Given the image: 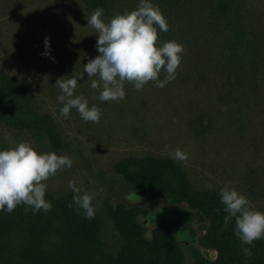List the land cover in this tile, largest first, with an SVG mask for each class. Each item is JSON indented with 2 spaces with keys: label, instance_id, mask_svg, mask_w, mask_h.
Returning a JSON list of instances; mask_svg holds the SVG:
<instances>
[{
  "label": "rangeland",
  "instance_id": "rangeland-1",
  "mask_svg": "<svg viewBox=\"0 0 264 264\" xmlns=\"http://www.w3.org/2000/svg\"><path fill=\"white\" fill-rule=\"evenodd\" d=\"M218 1L149 0L168 24L167 32L157 29L159 44L176 41L184 47L181 65L164 88L149 82L137 91L125 82L126 97L117 103L100 101L101 88L90 86L98 77L84 72L99 53L98 33L87 27L91 13L82 0H0V70L28 86L35 108L55 119L63 140V148L54 150L46 140L0 124V150L27 142L38 153L71 157L70 169L45 181L46 192L74 196L68 185L75 181L92 195L95 213L104 221L102 238L112 252L121 240L106 217L108 204L140 207L138 222L148 238L158 227L172 233L166 216L173 214L169 208L182 204L134 191L115 169L129 156L169 157L165 145L188 154L187 160L175 161L196 188L234 186L251 208L264 212V0H234L226 11H220ZM139 3L116 0L103 20L133 11ZM72 75L78 81L74 97L83 96L89 107L101 109L99 123L85 122L76 109L68 118L60 115L63 104L57 97L62 93L56 81ZM165 76L162 70L160 79ZM134 192L140 202L127 199ZM158 212L165 217L156 220ZM194 226L200 232L194 238L178 239L183 264H193L195 249L216 259L215 250L200 244L208 220Z\"/></svg>",
  "mask_w": 264,
  "mask_h": 264
},
{
  "label": "trees",
  "instance_id": "trees-1",
  "mask_svg": "<svg viewBox=\"0 0 264 264\" xmlns=\"http://www.w3.org/2000/svg\"><path fill=\"white\" fill-rule=\"evenodd\" d=\"M92 14L104 10L101 19L114 11L116 0H82ZM234 0H219L220 11H226ZM35 96L18 78L0 70V124L26 131L37 140H46L54 150L63 148V140L55 119L35 108ZM116 171L141 194L169 199L201 212L208 226L200 239L205 249L217 252L214 260L200 250L193 251V264H264V240L252 246L242 245L235 235V219L225 224L220 189H198L186 171L174 159L150 155L129 156L115 165ZM52 208L34 212L18 205L12 213L0 211V264H183L185 253L174 233L163 227L146 237V229L138 222L140 207L124 204L107 205L106 217L118 234L121 245L112 252L102 238L103 218H85L68 198L46 192ZM69 204H72L69 207ZM219 210V211H217ZM242 247L253 253L247 258Z\"/></svg>",
  "mask_w": 264,
  "mask_h": 264
},
{
  "label": "clouds",
  "instance_id": "clouds-1",
  "mask_svg": "<svg viewBox=\"0 0 264 264\" xmlns=\"http://www.w3.org/2000/svg\"><path fill=\"white\" fill-rule=\"evenodd\" d=\"M103 12L102 8L95 9L87 21V27L98 33L96 49L99 54L84 65V72L89 78L98 77L91 79L90 86L92 89L101 88L100 101L118 103L124 100L125 82L140 91L149 82L164 88L176 78L184 47L176 41L159 44L157 29L167 32L168 24L158 7L149 0H140L135 10L117 14L107 23L101 19ZM49 47V39L46 38L43 55H50L47 51ZM162 70L166 73L164 80L160 79ZM77 84L74 75L56 81L55 87L62 93L57 97L63 104L60 115L68 118L71 110L76 109L85 122L99 123L101 109L95 105L89 107L83 96L74 97ZM165 151L170 159H188V154L179 147L168 151L165 145ZM73 163L67 155L38 153L27 142H20L9 150H0V211L12 213L18 205H26L34 212H49L52 205L45 199V181L65 168L70 169ZM68 187L75 193L73 203L83 210L85 218L94 219L93 196L82 192L75 181H70ZM219 195L227 213L224 222L228 224L235 219V235L242 245L252 246L254 241L264 238V212L251 208L249 200L234 186H224ZM127 199L132 202L141 200L136 192ZM242 252L247 258L253 254L250 247H242Z\"/></svg>",
  "mask_w": 264,
  "mask_h": 264
},
{
  "label": "water",
  "instance_id": "water-1",
  "mask_svg": "<svg viewBox=\"0 0 264 264\" xmlns=\"http://www.w3.org/2000/svg\"><path fill=\"white\" fill-rule=\"evenodd\" d=\"M169 210L172 211L173 214L166 216V218L170 222L172 233L180 240L194 238L197 234L194 225L197 222H203L205 220L201 212L192 210L184 204L169 208ZM162 216H164L163 212H158L156 220ZM181 233L185 234V238H182Z\"/></svg>",
  "mask_w": 264,
  "mask_h": 264
},
{
  "label": "flooded vegetation",
  "instance_id": "flooded-vegetation-1",
  "mask_svg": "<svg viewBox=\"0 0 264 264\" xmlns=\"http://www.w3.org/2000/svg\"><path fill=\"white\" fill-rule=\"evenodd\" d=\"M198 223L201 224L202 222H198ZM194 229L197 231V233H200L199 230L195 226H194Z\"/></svg>",
  "mask_w": 264,
  "mask_h": 264
}]
</instances>
